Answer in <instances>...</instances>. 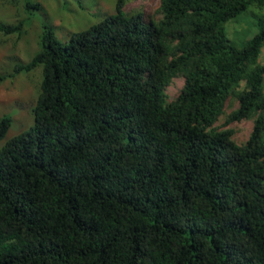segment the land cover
Instances as JSON below:
<instances>
[{
    "label": "trees",
    "instance_id": "trees-1",
    "mask_svg": "<svg viewBox=\"0 0 264 264\" xmlns=\"http://www.w3.org/2000/svg\"><path fill=\"white\" fill-rule=\"evenodd\" d=\"M124 2L65 43L44 24L0 76L41 66L33 123L0 148V264H264V17L240 49L224 34L264 0H160L148 22Z\"/></svg>",
    "mask_w": 264,
    "mask_h": 264
},
{
    "label": "rangeland",
    "instance_id": "rangeland-1",
    "mask_svg": "<svg viewBox=\"0 0 264 264\" xmlns=\"http://www.w3.org/2000/svg\"><path fill=\"white\" fill-rule=\"evenodd\" d=\"M39 2L41 11L29 10L28 13L10 6L8 0H0V21L14 24L23 18H30L24 24L25 32L21 38L5 37L0 33V76L11 72L15 64L28 63L40 50V39L44 24L50 25L57 38L65 43L70 35L83 31L98 23L104 16L113 14L117 0H33ZM160 0H125L123 10L138 11L145 22L157 18ZM264 17V9L249 6L245 12L224 25L226 38L236 48H242L247 41L258 33L257 18ZM263 55H264V48ZM264 60V56L261 57ZM42 79L41 66L35 67L30 73L22 72L14 79L6 78L0 83V118L10 117L11 123L4 143L21 131L27 130L33 123L32 107L37 95V88ZM183 85L182 78L172 80L166 89L169 100L175 98ZM236 101L229 99L224 107L228 114L236 107ZM221 117L216 126L233 128L234 140L242 143L248 138L251 123L247 121L224 124Z\"/></svg>",
    "mask_w": 264,
    "mask_h": 264
},
{
    "label": "clouds",
    "instance_id": "clouds-1",
    "mask_svg": "<svg viewBox=\"0 0 264 264\" xmlns=\"http://www.w3.org/2000/svg\"><path fill=\"white\" fill-rule=\"evenodd\" d=\"M177 78H182V77H177ZM174 79H176V78H174ZM174 79H173V80H174ZM182 79H183V78H182ZM171 82H172V81H171ZM183 82H184V80H183ZM170 84H171V83H170ZM170 84H169V85H170ZM169 85H168V86H169ZM168 86H167V87H168ZM167 87H166V89H167ZM181 88H182V87H181ZM166 89H165V93H166ZM178 94H179V93H178ZM178 94H177V95H178ZM166 96H167V94H166ZM175 98H176V97H175ZM175 98L169 100L168 97H167V100H168V101H173ZM220 118H221V117H219V119H220ZM219 119H218V120H219ZM218 120H217V121L215 122V124H214L215 127H217L216 124H217ZM242 122H243V121H242ZM247 122H250V123H251V128H250V131H251V129H252V122H251V121H247ZM224 124H225V123H224ZM217 128H218V130H222V129L219 128V127H217ZM224 129H226V128H224ZM250 131H249V133H250ZM248 136H249V134H248ZM233 137H234V135H233ZM247 139H248V138H247ZM247 139H246V140H247ZM246 140H245V141H246ZM245 141H244V142H245ZM244 142H242V143H244ZM237 144L240 145L241 143H237Z\"/></svg>",
    "mask_w": 264,
    "mask_h": 264
}]
</instances>
